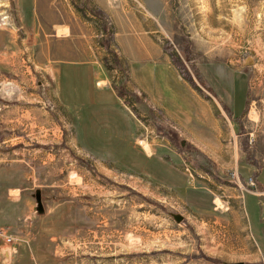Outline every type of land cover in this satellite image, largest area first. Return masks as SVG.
Returning <instances> with one entry per match:
<instances>
[{
  "label": "rangeland",
  "instance_id": "374dc122",
  "mask_svg": "<svg viewBox=\"0 0 264 264\" xmlns=\"http://www.w3.org/2000/svg\"><path fill=\"white\" fill-rule=\"evenodd\" d=\"M23 1L29 12L30 0ZM65 3L61 12L77 34L72 43L13 35L25 45L0 63V162L11 169L4 188L27 189L20 200L35 216L30 264H264V0ZM13 5L0 0V17L14 24L1 31L20 26ZM35 22L23 26L36 32ZM68 47L78 53L63 54ZM98 53L151 157L133 149L134 120L86 75L74 77L69 95L63 87L64 105L84 108L78 125L85 147L136 166L104 168L88 157L45 83L49 61L86 62ZM96 121L101 126L91 131ZM185 180L192 191L172 187ZM187 197L209 207H193ZM175 214L183 217L179 224Z\"/></svg>",
  "mask_w": 264,
  "mask_h": 264
},
{
  "label": "crops",
  "instance_id": "0c3cea01",
  "mask_svg": "<svg viewBox=\"0 0 264 264\" xmlns=\"http://www.w3.org/2000/svg\"><path fill=\"white\" fill-rule=\"evenodd\" d=\"M66 0H63L65 3ZM13 6H15V12H16V17L17 21L19 22V28L17 32L11 31V32H4L6 35L5 37H2L0 39V63L5 62L6 60L11 59L14 55L18 53V49L23 48V45L25 43L23 41H18L17 38L13 37V35H53V38H55L56 41H63L64 43H72V40L74 37L72 35H77L73 34L70 31V25H68V20L66 19L65 15L62 14L61 9H64L67 7V4L62 3L60 0H58V9H59V14H57V17H54V13L51 10V8L56 7L55 1L52 2V0H30V5H29V12L25 10V3L23 0H12ZM56 10V8H55ZM63 11V10H62ZM39 13L43 18L44 22L42 23H48L52 27L51 33L45 32V28L43 24L39 20H36V13ZM36 16V17H35ZM51 16H53L51 18ZM27 17V18H26ZM31 21H36L37 25H39L38 29L36 32H29L27 30V26L24 27L23 25H27L28 22ZM25 19V20H24ZM23 27L25 28V31H23ZM66 29L67 33L65 35L61 34L59 35V29ZM105 42H102L99 48V51L104 52L103 47ZM107 45V44H106ZM109 48L107 47V49ZM20 52V51H19ZM78 50L75 47H68L67 50H64L63 54L65 55H74L77 54ZM98 58H93L90 61L86 62H78V61H73V60H62V59H56V60H51L49 61L48 65L45 67L44 72L46 76V85L48 87V90L50 91V94L53 98V103L57 106L60 107L64 110V112L68 113V116L70 117V126L73 129V137L76 142V145L81 147L83 151L86 152V155L90 158L97 159L101 165V167H108L110 165H118L120 167H127L128 165L130 166H136L137 164H133L130 161H127V157L124 156H119V157H112L110 154L108 155H102L99 151H96L94 148L91 147H85L83 145V140L82 137V130L80 128L79 130V122L80 119V114L82 109L84 108H74L70 109L69 107H65L64 105V88L66 90V94H70L71 91V81L75 79L74 77H77L80 75V78L82 76L86 75L91 78L92 85L95 87L96 90H106L110 91L111 94L115 97L117 100L119 106L124 109L129 117H131L136 125V132L133 134V149L139 152L140 154L142 153L140 151H143V157H145V160L149 159L151 157V149H150V144H147L148 150L150 153H146V151L142 148L140 145V139L137 138L138 136V125H137V120L134 117V115L130 112L129 108L123 104V98L120 95V93L117 90L116 83H113L111 81V78L109 76V71L107 69V65H105V60H104V55L102 57L101 54H99ZM147 57V55H145ZM164 65H166L163 61L159 62ZM64 68L66 71H64ZM77 69H80L79 72H77ZM82 69V70H81ZM75 73V74H74ZM66 103V102H65ZM69 109V110H68ZM101 124L96 121L92 123L91 125V131L93 128H100ZM81 131V132H80ZM127 159V160H126ZM101 160V161H100ZM114 161V163H113ZM108 162V163H107ZM112 162V163H109ZM163 163L166 165H171L169 162L162 160ZM146 164V163H145ZM12 165V163L8 164ZM176 170V169H175ZM177 171V170H176ZM11 174V169H8L5 167L3 162H0V178L4 180V184L0 185V228H5L9 230L10 233H14L16 239L19 240L20 245L17 247V254L15 256H11L9 258H6V255L3 253L5 251V247L0 243V246L3 247V252L1 254V257L4 259L3 263L6 262L7 264H10L12 261V264H30V259H29V253H28V242L30 239V231H32V226L34 223L33 221L35 220L34 214L31 212L28 200H20L21 199V193L22 191H26L27 189H21L17 188L14 186H9L4 188L7 184V176L9 177ZM256 189H258L259 183H258V176H256ZM186 186L184 188L185 191L189 190L187 185H189V182L185 180L183 184L175 185L172 186L173 188L175 187L176 189H183V187L180 186ZM177 186V187H176ZM6 189V190H3ZM192 191V190H189ZM13 192H16L15 194ZM185 194H187L185 192ZM188 200V197H187ZM199 198H196L195 202H199ZM189 202V200H188ZM192 206H197L202 208V210H205L209 207V204L203 206L201 204L197 203H191ZM17 206L15 213L13 215V208L12 206ZM41 215V214H39ZM47 215V211L45 213ZM70 218V219H69ZM69 224L71 225V214L69 216ZM76 217L72 220V222H76L75 220ZM13 222V226L8 227L4 226L5 223L8 222ZM73 225V224H72ZM65 231L66 228H63ZM24 245L25 247V253L23 256H20V246ZM48 260V259H47ZM44 260L45 262L51 263L52 264H57L54 263L53 260ZM21 263H20V262ZM2 263V264H3Z\"/></svg>",
  "mask_w": 264,
  "mask_h": 264
},
{
  "label": "built area",
  "instance_id": "2783aa9c",
  "mask_svg": "<svg viewBox=\"0 0 264 264\" xmlns=\"http://www.w3.org/2000/svg\"><path fill=\"white\" fill-rule=\"evenodd\" d=\"M8 22L7 16L0 17V26H5ZM235 177V176H234ZM235 184L241 188V184L238 180V178H235ZM246 185L248 187H254L255 182L253 181L252 177H249L246 179ZM264 195V194H259ZM16 239L12 237L6 228H0V243L5 247V251L3 252L6 255V258H9L11 256H14L17 252V246H16Z\"/></svg>",
  "mask_w": 264,
  "mask_h": 264
},
{
  "label": "water",
  "instance_id": "95a60500",
  "mask_svg": "<svg viewBox=\"0 0 264 264\" xmlns=\"http://www.w3.org/2000/svg\"><path fill=\"white\" fill-rule=\"evenodd\" d=\"M6 25L9 26L10 28H14V26H13L14 24H13L12 21H8L6 23ZM183 145H184V142H181V146H183ZM34 197H35V202H36V212L38 214H42L43 213V206H42V203H41L40 191H36ZM171 217L178 224L183 221V217L180 216V215H176L175 214V215H171ZM240 264H242V263H240Z\"/></svg>",
  "mask_w": 264,
  "mask_h": 264
},
{
  "label": "bare ground",
  "instance_id": "6f19581e",
  "mask_svg": "<svg viewBox=\"0 0 264 264\" xmlns=\"http://www.w3.org/2000/svg\"><path fill=\"white\" fill-rule=\"evenodd\" d=\"M140 143V145L142 146V148L145 150V151H148V147H147V145L146 144H144V142L143 141H140L139 142ZM216 203H217V205H220V204H218V202L216 201ZM215 204V203H214Z\"/></svg>",
  "mask_w": 264,
  "mask_h": 264
},
{
  "label": "flooded vegetation",
  "instance_id": "af4514ba",
  "mask_svg": "<svg viewBox=\"0 0 264 264\" xmlns=\"http://www.w3.org/2000/svg\"><path fill=\"white\" fill-rule=\"evenodd\" d=\"M212 92H214L212 89H211Z\"/></svg>",
  "mask_w": 264,
  "mask_h": 264
},
{
  "label": "trees",
  "instance_id": "16d2710c",
  "mask_svg": "<svg viewBox=\"0 0 264 264\" xmlns=\"http://www.w3.org/2000/svg\"><path fill=\"white\" fill-rule=\"evenodd\" d=\"M251 177V176H250ZM40 257H42V256H40ZM43 259V258H42Z\"/></svg>",
  "mask_w": 264,
  "mask_h": 264
}]
</instances>
